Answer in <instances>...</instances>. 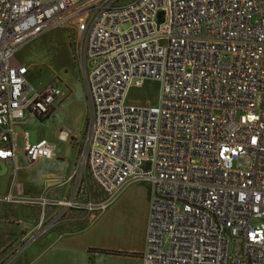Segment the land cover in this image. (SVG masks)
<instances>
[{"label":"built area","instance_id":"1","mask_svg":"<svg viewBox=\"0 0 264 264\" xmlns=\"http://www.w3.org/2000/svg\"><path fill=\"white\" fill-rule=\"evenodd\" d=\"M84 15L71 49L88 114L71 189L52 200L13 182L0 203L39 207L42 234L47 209L93 221L142 182L141 264H264V0H0V162L15 174L19 153L29 169L54 150L46 140L29 144L27 131L18 148L20 112L46 118L62 91L55 81L34 88L12 59ZM147 81L160 86L159 105L128 103L132 84ZM242 156L251 159L245 170L234 167Z\"/></svg>","mask_w":264,"mask_h":264},{"label":"rangeland","instance_id":"2","mask_svg":"<svg viewBox=\"0 0 264 264\" xmlns=\"http://www.w3.org/2000/svg\"><path fill=\"white\" fill-rule=\"evenodd\" d=\"M86 16L72 20L67 28L52 29L28 42L14 56L22 74L36 89L42 88L55 78L77 76L73 61L71 37L82 33ZM161 88L153 81L141 87H130L127 102L141 107H157ZM18 148L21 140L17 141ZM251 165L249 156L240 157L234 167L245 170ZM90 188L95 191V185ZM149 190L146 183L137 182L128 186L106 211L93 221H83L67 229H56L38 234V224L32 216L19 224L0 225V246L4 240H13L8 250L25 245L36 264H115L119 261L113 256L100 259L106 252L122 254V264H141L138 253L143 251L146 233ZM264 223V220H262ZM41 224V223H40ZM44 229V227L42 226ZM27 231V235L25 233ZM60 236V237H59ZM34 237L31 241L28 240ZM59 237V238H58ZM105 250V251H104ZM46 251V252H45ZM104 251V252H101ZM101 253V254H100ZM142 253V252H141Z\"/></svg>","mask_w":264,"mask_h":264},{"label":"crops","instance_id":"3","mask_svg":"<svg viewBox=\"0 0 264 264\" xmlns=\"http://www.w3.org/2000/svg\"><path fill=\"white\" fill-rule=\"evenodd\" d=\"M18 63V61H14V58L12 59V65L22 73ZM77 73L78 75L75 77H70L67 74L62 78L57 77L48 83L50 84L55 81L61 89L62 95L55 99L50 114L46 118L38 119L27 109L20 112L15 125V131L17 132L16 139L22 142L19 149L24 144L23 132L27 131L29 133V144L33 145L39 141L46 140L54 147V150L49 157L39 160L29 169L22 168L23 157L19 153L17 164L20 169L17 174H15L14 165L11 162H0V197L11 191L13 182L19 184L23 194L29 197H37L44 194L49 199L60 200L68 195L71 189V183H68L67 179L77 159L88 114V103L84 84L78 70ZM26 79L29 81L27 77ZM29 83L31 82L29 81ZM61 131L67 134L66 141H60L58 139ZM88 184L90 191L96 193V189L94 191L90 188V181ZM40 215L41 209L39 207L16 203H0V225L19 224L21 221H26L27 216H32L36 219V222H40ZM56 215V208L47 209L45 223L50 226L47 232L56 229H67L76 226V224L84 219H88L85 213L78 211H70L62 218H56ZM25 233L27 235L28 232L25 231ZM145 236L146 233L144 235L142 250L145 245ZM12 241L7 239L2 242L0 246V260L6 261L10 259L12 250L19 246L17 244L6 252L7 247L10 248L14 244ZM141 252L137 254L138 259ZM110 256H113L119 261V263L116 262L115 264H122V254L118 252H106L101 256L103 259H100V261L105 263L108 259H104V257ZM36 260L37 258H31L26 251H22L11 258L7 264H36ZM106 264L110 263L106 262Z\"/></svg>","mask_w":264,"mask_h":264},{"label":"water","instance_id":"4","mask_svg":"<svg viewBox=\"0 0 264 264\" xmlns=\"http://www.w3.org/2000/svg\"><path fill=\"white\" fill-rule=\"evenodd\" d=\"M234 244H235L236 246H239L240 241H238V240H237V241H234ZM235 255H236V256H239V254H238V250L235 251Z\"/></svg>","mask_w":264,"mask_h":264}]
</instances>
